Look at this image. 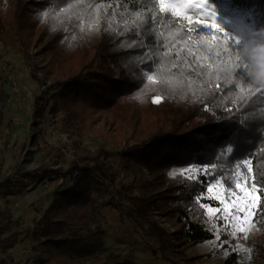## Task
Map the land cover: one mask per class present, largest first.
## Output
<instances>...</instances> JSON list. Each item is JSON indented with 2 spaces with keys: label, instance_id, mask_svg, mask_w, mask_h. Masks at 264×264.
Here are the masks:
<instances>
[{
  "label": "trees",
  "instance_id": "16d2710c",
  "mask_svg": "<svg viewBox=\"0 0 264 264\" xmlns=\"http://www.w3.org/2000/svg\"><path fill=\"white\" fill-rule=\"evenodd\" d=\"M229 4L249 13L255 30L264 32V0ZM41 13H46L42 19ZM204 29L199 22L161 13L159 0H0V43L22 53L29 64L34 62L30 50L36 46L47 62L46 67L31 65L38 82L45 84L38 71L51 82L36 98L34 113L52 102V115L65 111V128L71 133L102 139L97 150L76 154L70 165L78 172L71 187L55 193L49 209L35 221L31 237L63 230L68 220L80 229L91 218L101 217L91 191H100L102 181L113 183L117 171L106 163L112 157H118L123 171L134 179L117 191L111 204L146 228L164 255L216 237L196 202L203 186L182 168L211 169L216 175L210 180L220 177L229 185L236 166L250 158L251 175L264 187V55H254L256 49L226 39L220 31L207 34ZM156 97L159 103L152 102ZM100 120L115 134L96 128ZM42 152L50 160L41 166L52 171L49 166L59 159V152L52 147ZM155 214L167 215L174 231L164 228ZM19 226L7 209L0 225V264H18L10 250L19 243L21 233L14 232ZM252 227L264 234V213L253 217ZM228 241L232 242L225 234L218 243ZM43 247L58 249L55 257L65 264L75 259L68 250L90 251L76 235L70 240L50 238ZM255 248L264 259V241ZM56 258L42 264H54ZM237 261L231 252L224 264Z\"/></svg>",
  "mask_w": 264,
  "mask_h": 264
},
{
  "label": "rangeland",
  "instance_id": "374dc122",
  "mask_svg": "<svg viewBox=\"0 0 264 264\" xmlns=\"http://www.w3.org/2000/svg\"><path fill=\"white\" fill-rule=\"evenodd\" d=\"M165 3L180 5L177 12L181 18L187 7H203V16L209 19L197 18L191 22H199L204 27L207 25L204 29L207 34L214 29L253 49L264 44V36L255 30L250 14L231 8L229 0H219L217 3L210 0H165ZM212 11L214 16L211 15ZM45 35L46 27L43 26L41 38H45ZM259 51L264 55V49ZM30 54L33 63L39 67L47 66L36 46L32 47ZM33 63L29 64L22 53L0 43V225L7 209L20 222V226L14 230L21 233L19 243L10 250L16 263L25 264L30 261V264H42L56 258L59 250L43 247V243L53 237L70 240L76 235L89 244L90 251L76 254L68 250L69 257L75 256V259H71L73 264H224L231 252L237 254V264H264V259L255 248V244L264 241L262 230L254 229L251 223L246 238L239 232L233 236L228 228L222 226L223 221L207 215L204 216V222L216 235L212 242L189 246L183 252L159 253L157 241L146 234V228L137 226L125 217L123 211L111 204L112 199L117 197V191L131 184L134 179L132 173L123 171L118 157H112L106 162L117 171L113 183L102 181L100 191H91V196L99 203L101 217L91 218L80 229L74 226L72 220H68L63 230H56L48 236L40 234L42 236L39 239L31 237L30 231L35 221H39L49 209L55 193L71 187L78 172L72 170L70 165L76 154L85 149L95 151L102 145V139L94 134L79 137L67 130L65 111L61 110L54 117L50 110L52 102L45 107L41 104L38 112L34 113L36 98L42 95L51 82L41 71L37 75L45 84L42 85L34 78L31 67ZM144 75L148 79V74ZM96 128H104L112 135L115 134L114 128L104 120H100ZM46 147L59 152V159L49 166L52 171L41 166L42 162L50 160L42 152ZM109 150L116 151L113 147H109ZM181 170L187 177L192 170L199 180L202 178L200 173L205 169L191 165ZM145 172L149 175L146 169ZM90 178L96 180L92 172ZM207 201L202 203L206 204ZM122 203L127 205L126 200H122ZM155 218L168 231H174L167 215L155 214ZM249 219L252 221L253 217ZM241 223L248 226L247 221ZM225 234H229L232 240L231 243L225 242L229 243L227 248L222 246L224 242L218 243ZM212 251L218 252L207 256ZM199 255L203 256L202 259L195 262L188 260V257ZM54 264L65 263L56 258Z\"/></svg>",
  "mask_w": 264,
  "mask_h": 264
},
{
  "label": "snow or ice",
  "instance_id": "6c2138e0",
  "mask_svg": "<svg viewBox=\"0 0 264 264\" xmlns=\"http://www.w3.org/2000/svg\"><path fill=\"white\" fill-rule=\"evenodd\" d=\"M181 6L178 4L165 3V0H159V11L161 13H169L171 16H178L177 9ZM185 14L182 17L184 21L191 23L192 20L197 18L209 19L207 16H203V7H187ZM214 16V12H211ZM207 27V25H205ZM193 31L200 34L199 28H193ZM226 39L230 38L227 34ZM232 40V38H230ZM238 43V41H235ZM231 46V45H230ZM208 55H212L208 49H203ZM213 59L215 57L213 56ZM160 97L153 99V103H159ZM228 152H232V149L227 148ZM251 160L247 158L238 164L237 170L234 176V182L229 185H224L221 182L220 177L215 179H209V177L215 176V172L211 169L204 170L200 173L203 179H199V184L203 186V191L198 197L196 202L200 207L204 208L205 215L209 218L215 216L217 220L224 222L222 225L230 230L231 235L235 236L237 232L242 233L244 238L247 236L248 228L251 226L252 221L250 217H256L258 214L264 213V205L261 204V193H264V187H261L256 183L255 177L251 175ZM246 171H241V168ZM190 179H196L195 173L190 170ZM254 197V199H253ZM208 200L212 203L204 204L202 201ZM247 221L248 226H244L241 222ZM217 239L219 235L217 234Z\"/></svg>",
  "mask_w": 264,
  "mask_h": 264
},
{
  "label": "clouds",
  "instance_id": "9594fccd",
  "mask_svg": "<svg viewBox=\"0 0 264 264\" xmlns=\"http://www.w3.org/2000/svg\"><path fill=\"white\" fill-rule=\"evenodd\" d=\"M45 15H46V13H41V19H42L43 16H45ZM259 35L264 36V32L259 33ZM259 49H264V44H259V45H257V49H256L254 55H256V56H259V55H260V51H259Z\"/></svg>",
  "mask_w": 264,
  "mask_h": 264
}]
</instances>
